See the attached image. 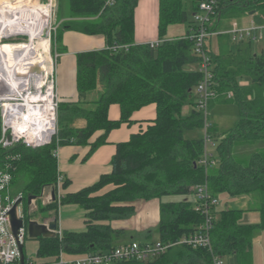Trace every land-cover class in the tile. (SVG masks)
Listing matches in <instances>:
<instances>
[{"label": "trees", "instance_id": "trees-1", "mask_svg": "<svg viewBox=\"0 0 264 264\" xmlns=\"http://www.w3.org/2000/svg\"><path fill=\"white\" fill-rule=\"evenodd\" d=\"M65 1L69 17L55 35L56 42L59 43L64 31H72L100 35L106 46L76 54L79 102L59 103L58 143L53 140L39 149L23 145L0 147V170L8 166L12 176L11 196L21 194L25 201L24 195L38 198L43 188L55 190L60 175L54 155L57 148L89 146L88 158L106 144L109 132L129 124L132 114L139 109L154 104L156 118L145 131L116 145L111 173L101 176L94 185L66 194L47 206L38 203L32 214L26 215L23 208L25 227L38 215L44 220H49V214L56 217L58 207L63 205H77L86 213L83 232H63L61 239L58 236L36 239L35 257L47 261L56 258L61 250L69 256L111 250L117 246L118 233L109 225L98 223L131 216L134 213L131 204L136 201L158 199L157 241L171 246L146 262L112 264H213L214 257H233L236 264H252L253 234L258 229L264 230V156L252 154L245 164L233 157L232 150L238 145L264 140V48L257 53L252 50L253 42L235 44L228 34H221L217 37V52L209 49L217 101L236 105L239 121L220 138L211 126L210 133L218 145L214 156L217 165L206 170L199 164L205 149L202 138L185 137L186 132L202 128L201 115L193 109L188 115L182 113L186 105H195L194 89L201 80L197 69H184L198 65L192 53L193 44L186 37L193 28L192 14L200 0H158L159 44L153 48L134 41V10L139 0H58L60 4ZM250 13L257 25L264 26V0H223L213 17L211 30L217 31L225 20ZM180 24L186 26L185 34L167 39V29ZM52 37V49L61 52L59 47L53 48ZM91 94L96 97L90 99ZM111 105L120 108L118 121L108 119ZM78 121H84V127H77ZM97 132L101 135L90 143ZM202 184L217 199L222 194L231 197L255 194L259 206L251 210L260 213V222L244 224L242 210L215 208L211 250L176 244L202 222L188 199L189 196L195 199L194 187ZM67 185L63 179L62 188ZM107 186L112 189L99 195ZM170 197L183 199L167 201Z\"/></svg>", "mask_w": 264, "mask_h": 264}, {"label": "built area", "instance_id": "built-area-1", "mask_svg": "<svg viewBox=\"0 0 264 264\" xmlns=\"http://www.w3.org/2000/svg\"><path fill=\"white\" fill-rule=\"evenodd\" d=\"M17 0H0V12L11 6V2ZM53 0L42 2V6L47 7L45 37L32 41L34 52L38 53L41 72L39 74H29L26 78H19L14 75V71L23 62L21 58L16 57L20 53L21 46L30 44V38L21 33H8L3 28L0 29V50L4 46L13 48L12 62L7 66L5 58L0 51V70L6 68L7 80L0 81V147L3 149L12 148L15 145H23L29 149H39L52 143L57 138V113L59 100L56 93L55 72L60 53L52 49V35L55 28L52 27L51 11ZM223 0H200L197 10L192 14L193 28L186 37L192 44V53L198 59L197 72L201 75V80L194 89L195 105L193 110L201 115L203 126L204 154L199 160V164L206 170L217 165V160L210 152V148L215 145L210 133V103L218 98L215 89L213 63L209 55V41L217 36V31L211 30L213 17L216 14L218 6ZM43 29V30H44ZM264 26L252 25L247 29L233 28L227 34L232 43H242L246 41L257 42L264 41L262 33ZM22 37H27L26 42L14 41ZM14 39V40H13ZM47 43V48H42L41 40ZM13 40V42H11ZM151 48L156 47L159 41L147 43ZM35 47V48H34ZM15 55V57H13ZM14 59V60H13ZM31 60H29V65ZM25 66V65H24ZM12 69V70H10ZM13 71V73H12ZM11 73V74H10ZM229 98L230 95L228 94ZM58 149V148H57ZM56 149V152H57ZM55 152V157H56ZM12 176L7 166L0 170V264H112L118 261L146 262L162 255L171 245H163L159 241L152 243L129 242L118 245L111 250L97 253H87L79 256H69L62 250L58 256L52 260H38L24 256L20 259L18 244L24 247L27 232L23 226L18 231L17 240L14 237L10 222L9 212L14 203L23 198L21 194L11 196ZM63 177L59 175L55 190L43 188L40 196L31 201L28 206V213L37 210L38 203L42 206L60 199L62 196L59 189L62 185ZM51 192L54 193V200L51 198ZM195 200L192 208L202 217V222L196 230L187 236L182 237L176 244H183L194 249L201 248L211 250L212 244L210 232L213 222V209L217 208L218 199L212 197L206 184L194 187ZM22 204V203H21ZM20 204V205H21ZM20 205L16 208L17 218L23 219V211ZM55 236L59 239L62 233L58 230ZM222 259L214 257L213 264H222Z\"/></svg>", "mask_w": 264, "mask_h": 264}, {"label": "crops", "instance_id": "crops-1", "mask_svg": "<svg viewBox=\"0 0 264 264\" xmlns=\"http://www.w3.org/2000/svg\"><path fill=\"white\" fill-rule=\"evenodd\" d=\"M237 23L240 24L237 25ZM252 25L257 24L253 16L247 14L240 18L223 21L221 27L217 29V32L223 35L227 34L233 28L247 29ZM157 27L158 0H139L134 10L135 43L147 44L158 40ZM262 33L264 34V30H262ZM221 34H218L209 41V49L213 53H216L218 50L217 37ZM180 36H183V34ZM176 37L178 36L167 37L166 35L167 39ZM59 43L61 52H59L60 57L55 72L57 97L59 103H77L79 102V96L76 89V54L104 49L106 46L105 39L100 35L87 36L72 31H64L60 36ZM95 97V94L89 96L90 99ZM217 100H214L213 105L225 104ZM192 109L193 107L191 105H186L182 110L183 115H188ZM119 118V106H109L108 119L110 121H118ZM155 118L156 106L154 104L139 109L132 114L129 124H122L109 132L106 144L97 148L88 158L86 156L89 152V146L71 145L59 147L56 152L58 172L68 182L67 187H60V195L75 194L94 185L101 176L110 174L111 159L116 152V145L128 142L133 135L145 131ZM84 125V121H78L76 123V126L79 128L84 127ZM100 135L101 132L94 134L90 143L94 142ZM111 189L112 186H107L99 192V195ZM190 201L192 202V200ZM131 205L134 206V213L131 216L109 222H100L98 224L109 225L113 231L118 233L115 240L117 246L129 242L141 244L156 242V230L160 221V201L158 199L149 201L139 200ZM85 214L77 205H63L58 207L56 217L49 214L47 219L56 218L57 228L61 233H80L85 230ZM34 219L39 223L47 221L41 215H38ZM152 237H155V239L153 240ZM37 248L38 241L27 239L24 244L25 256L37 259L35 257Z\"/></svg>", "mask_w": 264, "mask_h": 264}, {"label": "rangeland", "instance_id": "rangeland-1", "mask_svg": "<svg viewBox=\"0 0 264 264\" xmlns=\"http://www.w3.org/2000/svg\"><path fill=\"white\" fill-rule=\"evenodd\" d=\"M41 2H46V0H17L16 2H11L10 8H13V6H19L24 10L32 9L35 14L37 15H43V12L40 7L43 4ZM53 7L51 11V22L52 27L55 28L54 33L52 36H54L53 42L54 46L53 48L56 50L57 47L60 46V43H57L56 34L59 33L61 26L65 21H67L69 17V8L68 3L61 2V4L58 2V0L52 1ZM44 16V15H43ZM46 18V17H45ZM191 19V17H190ZM240 23H237V25ZM186 32V26L185 25H173L170 26L167 29V37L168 36H180L184 35ZM53 38V37H52ZM14 40V39H13ZM13 40L11 42H13ZM36 40V39H35ZM34 40V41H35ZM38 40V39H37ZM41 40V39H40ZM19 42H26L27 37H22L18 40ZM52 43V42H51ZM34 45V44H33ZM264 48V42H253L252 43V50L254 52L259 53L261 49ZM215 50V48H214ZM58 52V51H57ZM59 60V59H58ZM38 65V64H37ZM58 65V62H57ZM57 67V66H56ZM185 70H196V65H189L184 67ZM239 121V112L236 105L232 103L227 104H215L210 109V124L214 126L216 130L217 136L220 138L223 134L228 132L229 130L233 129L236 124ZM203 136L202 130H195L192 132H186L185 137L186 138H201ZM55 143H58V136L55 140ZM217 144H215L213 147L210 148V152L214 155H216V149ZM259 153L264 156V140H260L255 142L252 145H238L235 146L232 150L233 157L242 163H247L250 156L252 154ZM25 201L22 202L20 205V209L23 211V208L26 209V215H28V206H27V195H24ZM182 197H170L168 200L171 201H180L182 200ZM188 199L192 200L194 202V197H188ZM218 210H242V217L241 222L244 224H251L256 225L260 222V213L257 211H253L251 209L258 208L259 206V200L258 197L255 194H248V195H242V196H236L231 197L227 194H222L218 197ZM36 210H34L35 212ZM31 212L30 214H32ZM35 220V219H33ZM36 221V220H35ZM153 240L155 237H152ZM222 264H236V261L234 258L231 257H225L222 260ZM252 264H264V230L258 229L254 232L253 238H252Z\"/></svg>", "mask_w": 264, "mask_h": 264}, {"label": "bare ground", "instance_id": "bare-ground-1", "mask_svg": "<svg viewBox=\"0 0 264 264\" xmlns=\"http://www.w3.org/2000/svg\"><path fill=\"white\" fill-rule=\"evenodd\" d=\"M21 6L22 5L13 6V8H10V9L9 7H7V9H4L2 12H0V29L3 28L8 33H21L22 35H26L27 37L30 38V44L21 46L23 50H21L20 53L17 52V55H16V57L21 58L22 62L24 61L23 64L18 67H20L22 71H26V69H29L30 67L29 62H28L29 60H31L30 61L31 64H33L34 62L40 66L39 60L37 57L38 53L34 52L35 50L32 51L33 50L32 46L34 44V43L32 44V41L35 39L36 40L39 39L41 37L40 35L41 32L42 31L44 32L45 30L44 28H45L46 20H47L46 14L48 13H47V7H44V6L36 7L42 10L44 16L35 14L32 9L24 10ZM39 45L42 48L43 47L47 48V43H44L43 39L41 40V44ZM0 51H1V55H3V58H5V56L7 55V58L5 59V61L8 66L7 60L10 63L12 62L13 48L11 49L10 46H4L1 48ZM13 57H15V55ZM7 72H9L7 68H6V71L0 70V81L8 79L6 77ZM29 74L30 73H28L26 76H28ZM14 75H15V71H14ZM26 76L23 78H26ZM19 78H21V76H19Z\"/></svg>", "mask_w": 264, "mask_h": 264}, {"label": "water", "instance_id": "water-1", "mask_svg": "<svg viewBox=\"0 0 264 264\" xmlns=\"http://www.w3.org/2000/svg\"><path fill=\"white\" fill-rule=\"evenodd\" d=\"M250 15H252V13H250ZM45 30L42 34V37H45ZM8 66H10V62L7 60ZM41 72V68L39 67V65H37V63H34L29 67V69H26V71H22L20 67H18L15 70V75L17 77L21 76V77H25L28 73L32 74H39ZM54 193L51 192V198L52 200H54ZM35 197H28L27 198V205L29 206V204L31 203L32 200H34ZM22 203V199L17 200L13 207L11 208L8 216H9V222H10V227H11V231L14 235V237L17 240V235H18V231L19 229H21L24 226V221L23 219H19L17 218V214H16V208L18 205H20ZM57 231V219L53 218V219H49L43 223H39L35 220H29L26 223V232H27V238L31 239V240H36L38 238H50V237H54L55 236V232ZM19 247V253H20V259L21 261H23L24 258V253H23V246L21 244H18Z\"/></svg>", "mask_w": 264, "mask_h": 264}]
</instances>
